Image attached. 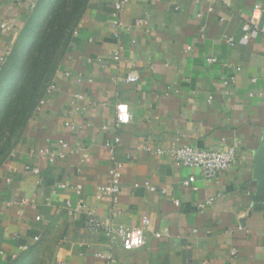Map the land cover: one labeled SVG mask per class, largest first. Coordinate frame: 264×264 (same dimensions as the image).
Wrapping results in <instances>:
<instances>
[{"label": "crops", "instance_id": "obj_1", "mask_svg": "<svg viewBox=\"0 0 264 264\" xmlns=\"http://www.w3.org/2000/svg\"><path fill=\"white\" fill-rule=\"evenodd\" d=\"M37 2L0 0L3 64ZM255 2L264 28V0H128L115 36L110 0H89L50 80L52 91L0 164V264L21 254L36 264V253L45 264H103L97 253L112 264H264V34L241 39ZM144 13L146 28L134 26ZM209 55L218 61L206 63ZM130 72L137 81L124 80ZM227 75L233 79L223 84ZM116 103L127 105L131 119L114 130ZM115 134V159L123 164L116 203L97 190L113 162L105 141ZM58 139L76 151L54 162L35 153L63 151ZM183 143L234 144L236 155L207 179L170 156ZM189 177L194 181L186 185ZM78 201L127 226L148 215L144 244L126 250L87 230Z\"/></svg>", "mask_w": 264, "mask_h": 264}, {"label": "built area", "instance_id": "obj_2", "mask_svg": "<svg viewBox=\"0 0 264 264\" xmlns=\"http://www.w3.org/2000/svg\"><path fill=\"white\" fill-rule=\"evenodd\" d=\"M128 0H110L111 2V18L113 28L115 29V36H118V33L121 28H124L120 21V14L124 9ZM204 0H194L195 4H202ZM211 5L206 7V11H211ZM262 15V6L260 3L255 2L250 10L249 19L244 22L241 26L242 31V40H247L252 33H263L264 28L260 26V19ZM200 16V14H198ZM148 15L144 13L142 16L137 17L134 20L133 25L146 28L148 24ZM129 29V26L125 27ZM229 45L234 46L235 40L232 37H225ZM112 57L115 60L120 59L119 52L113 51ZM5 56H0V66L3 64ZM218 58L214 55H209L205 58L206 63L217 62ZM224 67L230 68L231 64L228 62L224 63ZM232 69L235 72L240 71V67L232 66ZM233 79V76L227 75L223 79V84H228ZM124 80L127 82H135L138 80V75L136 73H128ZM54 85L49 83L46 87L44 96L39 99L36 110L44 103V98L46 94H49ZM115 122L113 124V129L116 130L122 124L129 123L131 119V113L128 111L127 105L123 103L115 104ZM72 129H75L74 125H71ZM102 130H106L107 126L104 125L101 127ZM57 145L60 146L63 151H57L54 149L48 148H39L36 150V154L45 157L49 162H54L57 160L64 159L67 155L72 154L76 151L75 148H72L68 141L63 139L57 140ZM120 143L119 135L115 134L111 140L105 141V147L108 150V154L112 159V164L108 170L107 178L103 184H100L97 187V190L100 194L109 195L113 202L116 203V195L118 194L121 188V179H122V162L115 159V154L117 147ZM155 153H162V149L156 148ZM170 156L174 161L180 163L183 166L189 168H195L201 171V173L207 179L213 178L218 172L225 171L229 168L230 164L235 158L236 155V145L227 144L221 147L220 149H200L189 144H180L170 150ZM87 154L83 153L82 158H86ZM24 169L31 171L34 174L39 173V169L31 164H25ZM194 181L193 177H189L186 181V185H190ZM143 186L149 191H157V187L153 184H150L148 181L143 182ZM58 187H64V184L57 185ZM195 190L196 187L193 186ZM80 187L76 188V193L80 194ZM165 189H161V193H165ZM214 200L213 197L208 198L201 204V207L204 208L206 205H209ZM78 211L84 213V227L95 233H102L108 240L113 243H118L122 248L126 250L135 249L140 247L145 242L144 232L150 228L151 220L148 215H143L141 222L138 226H127L122 223H114L110 218H102L96 214V212L88 207L82 201H78ZM67 206H70V202H66ZM69 215L75 217L76 212L68 209ZM113 215H118V212H114ZM157 236L165 235V231H157L155 233ZM98 257L104 258L105 261L103 264H112L111 260L107 258V255L104 253H97Z\"/></svg>", "mask_w": 264, "mask_h": 264}, {"label": "trees", "instance_id": "obj_3", "mask_svg": "<svg viewBox=\"0 0 264 264\" xmlns=\"http://www.w3.org/2000/svg\"><path fill=\"white\" fill-rule=\"evenodd\" d=\"M89 0H38L0 68V164L33 116ZM21 254L9 264H31Z\"/></svg>", "mask_w": 264, "mask_h": 264}, {"label": "rangeland", "instance_id": "obj_4", "mask_svg": "<svg viewBox=\"0 0 264 264\" xmlns=\"http://www.w3.org/2000/svg\"><path fill=\"white\" fill-rule=\"evenodd\" d=\"M43 260H45V259H43ZM43 260H39V257H37V253H36V264H38V263L45 264V263H43L44 262ZM46 263H47V261H46ZM32 264H34V263L32 262Z\"/></svg>", "mask_w": 264, "mask_h": 264}]
</instances>
